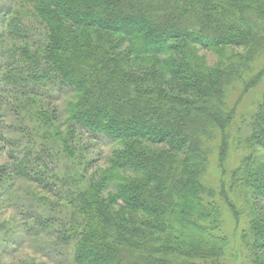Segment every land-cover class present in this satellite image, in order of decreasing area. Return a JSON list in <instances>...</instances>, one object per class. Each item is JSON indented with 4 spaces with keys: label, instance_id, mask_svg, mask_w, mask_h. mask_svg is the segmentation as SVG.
Returning a JSON list of instances; mask_svg holds the SVG:
<instances>
[{
    "label": "trees",
    "instance_id": "1",
    "mask_svg": "<svg viewBox=\"0 0 264 264\" xmlns=\"http://www.w3.org/2000/svg\"><path fill=\"white\" fill-rule=\"evenodd\" d=\"M4 14L0 206L15 200L17 179L50 193L51 179L67 185L60 161L71 159L82 167L72 176L86 186L77 184L71 198L54 192L69 198L67 209L28 210L39 233L58 223L53 235L72 250L73 264H225L229 238L206 174L215 149L223 171L231 162L236 87L246 93L264 79L263 63L244 80L264 58V0H21ZM196 46L244 53L210 66L197 59ZM152 57H167L165 71L145 63ZM66 89L74 99L64 134L58 110L41 100ZM32 104L39 111L27 122L23 111ZM250 127L237 139L242 157L229 177L244 206L226 199L238 219L247 217L243 240L254 264H264V96ZM85 136L118 144L108 167L90 176L93 159L78 155L90 150ZM1 223L8 222L0 216ZM9 233L0 228L2 245Z\"/></svg>",
    "mask_w": 264,
    "mask_h": 264
},
{
    "label": "rangeland",
    "instance_id": "2",
    "mask_svg": "<svg viewBox=\"0 0 264 264\" xmlns=\"http://www.w3.org/2000/svg\"><path fill=\"white\" fill-rule=\"evenodd\" d=\"M21 0H0V28H4L5 18L9 17L4 14V11L8 9L11 5H16ZM195 56L198 60L205 62L210 66H215L223 60H232L236 61V57L244 53V49L241 47L233 46H220L215 48H203L200 46L195 47ZM167 57H152L149 58L151 63L145 61L147 65L156 64L158 68H162V62ZM264 63V58L257 61L255 66H253L245 75L246 81H249L256 75L259 70L262 68ZM3 65V62L0 63ZM169 76V75H168ZM170 78V76H169ZM245 81V83H246ZM237 90L233 92L231 96V105L235 102H238L236 106L238 117L234 121L233 136L235 141L232 139L229 147V154L227 156L228 163L226 164V169L223 171L218 162L219 151L215 149L210 156V166L206 174V182L208 185L215 186V191L217 194L218 202L221 204V219L223 221L222 230L227 234L229 238V247L226 249L223 257V263L225 264H254L252 254L250 250L246 248L245 241L243 240V232L247 222V217H241L238 219L230 205L228 199L233 201L235 204L244 206L242 203L244 198L241 197L242 192L237 188L231 186L230 183V173L231 170L236 168L238 159L242 157V153H238V141L239 137L245 139L251 131L250 121L251 115L255 110V104L258 103L264 96V79L260 81L258 85H255L253 88L246 93H244L242 85L236 87ZM242 92V93H241ZM242 98V99H241ZM74 99V94L70 89L64 90L60 95H52L51 98H45L41 101H44V106L49 107L51 110L57 109L59 114V130L67 134L68 124L65 122L66 114L65 111L68 108L69 102ZM39 101V100H38ZM37 104H32L28 110H24V117L26 121L33 117L35 113L39 111L33 107ZM33 115V116H32ZM35 117V116H34ZM2 119V118H1ZM12 123H17V125H22V120L18 121L17 119H12ZM85 136L83 139L85 142L89 143L90 150L81 151L78 153L79 157L87 156L93 159V165L90 167L91 171L87 173L88 176L93 174L98 168L104 170L108 167V159L110 158L113 150L118 146V144L109 141L104 137L96 138L95 141L89 140ZM240 139V140H241ZM218 149L219 141L216 142ZM244 152V151H243ZM81 153H84L82 156ZM260 156L264 159V151L259 152ZM90 158V159H91ZM55 159V158H54ZM84 159V158H83ZM60 163L59 173L62 175L70 176V182H67V185L60 183L51 179L50 181L53 186V193H50L43 188H40L38 185L34 184L31 181L26 179L21 180L17 179L15 185L12 188V195L9 197L15 196L14 201L7 200L2 202L3 205L0 206V216L1 221L8 222L6 223V229L10 232V236L7 238L11 240L9 243L5 242V245L1 244V240L4 239V235L0 234V264H73L72 250L64 251L61 243V238L54 232V228H58V223H54L50 230L43 231L42 233L38 232L42 230L39 224H35V218L32 217L31 212L28 210L29 206H33L34 209L39 208L40 211H45L49 206H59L67 209V203L64 200L71 198L70 190H73L77 184H85L86 178L80 179L72 176V174L77 175L80 171L81 166L76 165L75 163L70 164L72 160L62 161ZM4 159L0 160L2 163ZM69 161V163H67ZM81 163V162H79ZM54 163L52 162L50 170H53ZM53 168V169H52ZM75 171H77L75 173ZM52 174V173H51ZM75 180V181H74ZM68 181V180H67ZM55 182V183H54ZM64 192L68 195L63 201L57 200L54 198V192L59 191ZM226 194L225 195L223 194ZM7 197V198H9ZM228 198V199H226ZM227 200V201H226ZM228 202V203H227ZM261 207L264 208V201H261ZM237 206V207H238ZM242 207V206H241ZM69 209V208H68ZM239 209V208H238ZM241 211L245 210L240 209ZM34 212V211H33ZM56 214V213H55ZM64 214V213H62ZM29 215V216H28ZM42 219L45 218L44 215H41ZM44 221V219H43ZM5 225L0 224V228ZM22 226L25 229L24 231L20 229ZM264 259V253H260Z\"/></svg>",
    "mask_w": 264,
    "mask_h": 264
}]
</instances>
